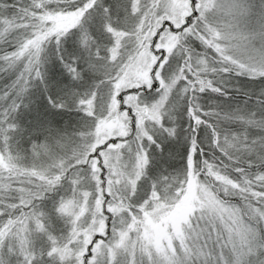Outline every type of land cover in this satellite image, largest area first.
I'll use <instances>...</instances> for the list:
<instances>
[{"label":"snow or ice","instance_id":"obj_1","mask_svg":"<svg viewBox=\"0 0 264 264\" xmlns=\"http://www.w3.org/2000/svg\"><path fill=\"white\" fill-rule=\"evenodd\" d=\"M0 264H264V0H0Z\"/></svg>","mask_w":264,"mask_h":264}]
</instances>
